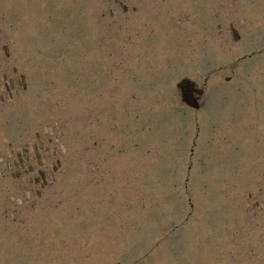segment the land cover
Returning a JSON list of instances; mask_svg holds the SVG:
<instances>
[{
	"label": "rangeland",
	"instance_id": "1",
	"mask_svg": "<svg viewBox=\"0 0 264 264\" xmlns=\"http://www.w3.org/2000/svg\"><path fill=\"white\" fill-rule=\"evenodd\" d=\"M121 2L0 0V79H27L0 148L47 130L63 162L0 164V264H264V0Z\"/></svg>",
	"mask_w": 264,
	"mask_h": 264
},
{
	"label": "flooded vegetation",
	"instance_id": "2",
	"mask_svg": "<svg viewBox=\"0 0 264 264\" xmlns=\"http://www.w3.org/2000/svg\"><path fill=\"white\" fill-rule=\"evenodd\" d=\"M13 71L15 73L16 69L13 68ZM4 79H7L4 83V88L9 90L15 88V81H20L21 77H16L15 75L14 77H4ZM15 91L16 95H18L19 90ZM8 94L12 95L10 91ZM45 134H47V130L42 133L36 132L33 134L34 139L29 138V140L23 141L21 145L14 146L9 144L6 148H0V150H9L7 158H0L4 169L8 175L10 174L13 179L20 181L23 186H46L49 181H54V174L62 168V159L57 157L55 149L50 148V145L53 144V139L51 137L43 138ZM11 169H14L13 172ZM31 191L40 196L38 189H31L27 192ZM21 204L22 202H20ZM35 204L36 202H31L32 206Z\"/></svg>",
	"mask_w": 264,
	"mask_h": 264
},
{
	"label": "water",
	"instance_id": "3",
	"mask_svg": "<svg viewBox=\"0 0 264 264\" xmlns=\"http://www.w3.org/2000/svg\"><path fill=\"white\" fill-rule=\"evenodd\" d=\"M177 86L180 89L182 101H184L189 106H194V108L200 107L198 97H195L193 92H196L199 96H201L203 95V90L197 89L195 82L188 78H184L178 83Z\"/></svg>",
	"mask_w": 264,
	"mask_h": 264
}]
</instances>
